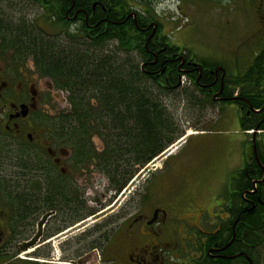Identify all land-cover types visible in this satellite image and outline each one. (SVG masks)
I'll use <instances>...</instances> for the list:
<instances>
[{"label":"flooded vegetation","instance_id":"af4514ba","mask_svg":"<svg viewBox=\"0 0 264 264\" xmlns=\"http://www.w3.org/2000/svg\"><path fill=\"white\" fill-rule=\"evenodd\" d=\"M137 5L129 0L127 19L140 20L146 46L156 41L150 51L154 60L148 58L145 66L160 58L159 68L176 63L179 72H192L193 56L169 53V45L179 44L164 39L161 20ZM119 13L104 0H95L89 10L72 0L64 15L72 31L80 28L94 38L121 24ZM25 65L0 43V264H208L206 258L209 264H264V241L251 243L247 223L250 211L260 208L264 225V132L259 153L249 152L228 176V199L219 208L198 199V176L178 175L183 164L171 160L173 155L126 201L107 205L113 192L104 186L106 176L80 183L86 172L72 170L71 151L53 133L54 114ZM224 74L214 94L219 103L228 98L221 94L225 85L232 86ZM57 180L67 186L59 187Z\"/></svg>","mask_w":264,"mask_h":264},{"label":"trees","instance_id":"16d2710c","mask_svg":"<svg viewBox=\"0 0 264 264\" xmlns=\"http://www.w3.org/2000/svg\"><path fill=\"white\" fill-rule=\"evenodd\" d=\"M74 1L76 7L89 10L95 0ZM105 1L121 10L118 20L122 23L94 38L82 34L80 28L74 32L68 25L64 13L72 0H38L43 14L64 32L63 38L47 32L34 19L14 21L0 12L3 48H9L19 63L31 57L40 76L48 77L55 87L69 93L68 109L50 117L49 122L56 138L70 149L67 160L73 163L74 172L97 171L107 177L109 189L115 193L122 191L141 169L184 135L176 112L179 99L184 94L188 96L187 87L183 86L186 79L181 82L182 77L191 81L205 103L213 104L217 101L214 94L221 90L220 76L224 70V76L231 77L232 86L225 85L221 94L228 97L225 101L240 108L241 128L264 129V46L246 70L238 74L228 72L221 62L197 59L188 48L189 53L176 44L169 45L168 52L184 51L192 55L197 62L192 72H179L176 63L159 68L163 61L160 58L148 67L144 62L148 58L154 60L150 51L156 41L151 40L146 46L140 20L135 24L127 19L129 0ZM136 3L158 16L150 1L136 0ZM162 35L170 39L169 33ZM110 42H114V49L104 51ZM164 68L171 70L162 73ZM236 92L237 97L232 98ZM189 100L198 107V98L189 96ZM94 136L100 138V147L95 145ZM259 147L260 135L256 139L258 153ZM58 186L67 185L60 180ZM261 213L260 208H254L247 218L251 243L256 238L264 241ZM209 260L205 259L208 264Z\"/></svg>","mask_w":264,"mask_h":264},{"label":"rangeland","instance_id":"374dc122","mask_svg":"<svg viewBox=\"0 0 264 264\" xmlns=\"http://www.w3.org/2000/svg\"><path fill=\"white\" fill-rule=\"evenodd\" d=\"M148 1L155 5L157 17L161 20L164 31L169 33L171 41L182 45L187 53L190 50L197 59H205L209 63L221 62L232 74L245 71L253 61L255 52H259L264 46V30H258L264 28V0H233L234 4L229 2L230 0ZM0 12L14 21L23 18L34 19L47 32L58 34L59 38L65 36L64 32H60L59 25L48 19L47 15L43 14V8L35 1L2 0ZM113 49L114 42H110L104 51ZM31 59H26L25 68L34 72L33 80L47 99V109L54 115L68 109L69 103L65 100L68 91L53 88L52 92V82L47 77L37 75ZM183 86L187 87L188 96H180L176 112L179 113L184 135H190L187 134L190 130L193 133L204 130L188 136L173 152L171 160L183 164L178 175H188L191 178L198 176V183H194L198 184V199L205 200L211 205L207 206L211 209L219 208L221 201L228 199L225 191L228 176L234 175L245 158H248L249 139L252 135H247L241 128V111L237 104L227 101L205 103L187 77ZM189 96L198 98V107L191 105ZM193 123L198 125L193 127ZM93 141L97 147L102 145L98 136H94ZM164 160V157L155 159L141 169L135 179L122 190V195L113 194V199L107 205L110 202L117 205L123 199V202L126 201L131 195L130 191H134L136 185H140L147 175L163 165ZM99 177L102 175L92 171L78 178L80 183L93 184ZM193 202L197 201L193 199Z\"/></svg>","mask_w":264,"mask_h":264},{"label":"water","instance_id":"95a60500","mask_svg":"<svg viewBox=\"0 0 264 264\" xmlns=\"http://www.w3.org/2000/svg\"><path fill=\"white\" fill-rule=\"evenodd\" d=\"M217 70H218V68L215 70L216 72H217ZM258 127H256V129H257ZM255 135H256V133L254 132L253 133V150H254V152L257 154V148H256V140H255Z\"/></svg>","mask_w":264,"mask_h":264},{"label":"bare ground","instance_id":"6f19581e","mask_svg":"<svg viewBox=\"0 0 264 264\" xmlns=\"http://www.w3.org/2000/svg\"><path fill=\"white\" fill-rule=\"evenodd\" d=\"M188 133H190V135H191V134L193 133V131L190 130V131H188ZM188 133H187V134H188ZM174 147H175V145L173 146V148H174Z\"/></svg>","mask_w":264,"mask_h":264}]
</instances>
